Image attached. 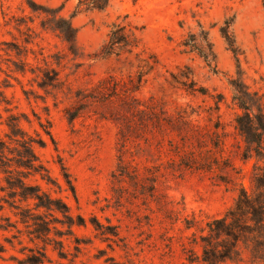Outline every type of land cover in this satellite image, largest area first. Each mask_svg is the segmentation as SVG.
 <instances>
[{
    "label": "rangeland",
    "instance_id": "374dc122",
    "mask_svg": "<svg viewBox=\"0 0 264 264\" xmlns=\"http://www.w3.org/2000/svg\"><path fill=\"white\" fill-rule=\"evenodd\" d=\"M29 1L60 8L59 15L70 18L77 29L80 58L73 59L55 33L39 28L44 15L31 11ZM76 4L77 0H0V91L9 112L28 119V124H20L28 135H42L39 124H50L53 143L42 135L45 145L35 146L34 152L60 184L57 163L66 167L76 200L66 193L59 196L72 216L85 220L84 227L73 226L61 237L62 249L45 248L44 264H191L205 224L232 205L238 184L249 187L251 162L238 156L240 139L233 119L239 111L231 84L237 79L248 91L264 96V0H112L102 12L77 11ZM124 17L139 30V50L144 51L140 58L153 54L157 60L133 94L147 108L144 115L128 108L130 102L121 91L113 90V97L106 90L93 92L107 77L113 79L105 88H130L137 66L146 68L134 56L97 55L110 26ZM224 20L232 21L236 59L219 34ZM205 34L214 62L181 46L189 35L201 41ZM27 35L36 58L43 57L58 72L59 90L45 95L33 75L15 71L12 46L20 47ZM28 62L31 68L43 66ZM189 79L205 94L183 87ZM3 107L4 139L8 112ZM75 108L81 111L69 124L64 112ZM111 116L121 126L128 117L126 128L131 132L132 169L123 166L127 177L115 180L117 124ZM0 216V224L13 225L0 230L5 249L0 264L30 263L42 245L29 242L11 212ZM94 220L98 231L91 225ZM236 264L254 263L245 254Z\"/></svg>",
    "mask_w": 264,
    "mask_h": 264
},
{
    "label": "trees",
    "instance_id": "16d2710c",
    "mask_svg": "<svg viewBox=\"0 0 264 264\" xmlns=\"http://www.w3.org/2000/svg\"><path fill=\"white\" fill-rule=\"evenodd\" d=\"M111 1L77 0L76 10L102 12ZM27 5L31 11L44 15L39 28L55 33L64 44L67 53L73 59L80 58L81 54L76 43L77 29L72 26L70 18L60 16V8H47L31 1ZM231 25V20H224L219 27V34L236 59L238 50L230 32ZM26 29L29 32L30 28ZM28 35L20 47L12 46L17 57V61L13 63L15 71L33 75L36 87L45 95L59 90L61 84L58 72L47 65L43 57L41 60L36 58L35 52L29 47L33 44V40L28 39ZM181 46L204 61L215 60L206 34L201 41L198 37L189 35ZM139 49H141L139 30L126 22L125 17L121 22L113 23L97 55L101 58L114 56L118 59L134 56L139 63L144 62L146 68L137 66L139 71L135 74L134 86L130 88L116 90L113 84L109 89L105 88L103 86L113 79L107 77L99 81L93 92L106 90L113 97V90L121 91L124 99L130 102L128 108L144 115L147 108L133 94L139 90L143 77L153 69L157 60L153 54L141 59L140 56L144 51ZM29 59L42 62L43 66L36 65L31 68ZM126 84L129 85L128 82ZM231 85L234 90L233 102L239 111L233 119L234 131L240 139L238 156L242 162H251L249 187L245 188L238 184L232 205L221 217L205 224L197 240L199 253L193 254V258L189 260L191 264H236L242 261L245 254L251 263L264 264V96L248 91L237 79ZM182 86L190 92L205 94L203 88L194 89L195 85L190 79L187 85ZM5 99L3 92L0 91V105H4L3 111L8 112L4 121L7 132L4 134V139L0 138V212H11L17 219L16 224L23 226L29 242L42 245L40 249H36L33 260L28 264H44L48 261L45 248L52 246L53 250L62 249L61 237L66 233L70 234L73 226L84 227L85 220L79 215L72 216L69 207L59 196L60 193H66L74 201L76 200L74 181L66 167L60 161L57 163L62 181L60 184L51 177L48 169L34 152L35 146L45 145L42 135L53 143L50 124L48 122L46 126L39 124L42 135L38 133L33 137L28 135L20 126L22 121L28 124V119L23 114H11ZM90 99L97 100L93 96ZM80 111L77 108L65 110L64 115L69 124L78 117ZM110 119L117 124L116 167L112 176L115 180L127 177V171L122 170L123 166L127 165V170L132 169L131 157L128 155L131 132L126 128L128 117L124 118L123 126L120 120L113 116ZM1 218L3 217L0 216ZM92 223L94 230L98 231L95 220ZM9 227H13L10 222L0 224V230H7ZM4 250V246L0 245V254Z\"/></svg>",
    "mask_w": 264,
    "mask_h": 264
}]
</instances>
